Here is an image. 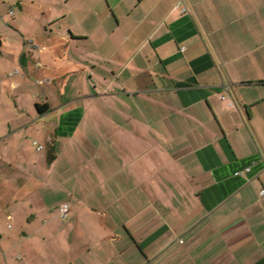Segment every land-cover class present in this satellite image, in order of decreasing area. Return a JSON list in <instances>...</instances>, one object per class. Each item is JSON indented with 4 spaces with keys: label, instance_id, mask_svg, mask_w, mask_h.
Returning a JSON list of instances; mask_svg holds the SVG:
<instances>
[{
    "label": "crops",
    "instance_id": "crops-1",
    "mask_svg": "<svg viewBox=\"0 0 264 264\" xmlns=\"http://www.w3.org/2000/svg\"><path fill=\"white\" fill-rule=\"evenodd\" d=\"M260 153L264 0H0V264H264Z\"/></svg>",
    "mask_w": 264,
    "mask_h": 264
},
{
    "label": "built area",
    "instance_id": "built-area-1",
    "mask_svg": "<svg viewBox=\"0 0 264 264\" xmlns=\"http://www.w3.org/2000/svg\"><path fill=\"white\" fill-rule=\"evenodd\" d=\"M183 11L184 12H189V11H191V7H190V5L189 4H186L184 7H183ZM12 13H13V11H12ZM28 43L29 44H33V46H35V47H39V45L37 44V43H35L34 41H33V39H28ZM222 98L223 99H227V96H222ZM233 103V102H232ZM234 104V103H233ZM35 144H36V142H35ZM43 146H38V149H41ZM260 157H261V160L263 161V163H264V153H260ZM247 171H249L250 170V168H247L246 169ZM237 174H243V171H239V172H237ZM261 194L262 195H264V188L261 190ZM60 212H61V215L63 216V217H66L67 215H68V213L70 212V205L68 204V203H64V204H62L61 206H60Z\"/></svg>",
    "mask_w": 264,
    "mask_h": 264
},
{
    "label": "rangeland",
    "instance_id": "rangeland-1",
    "mask_svg": "<svg viewBox=\"0 0 264 264\" xmlns=\"http://www.w3.org/2000/svg\"><path fill=\"white\" fill-rule=\"evenodd\" d=\"M10 39H12V37H10ZM13 40H14V38H13Z\"/></svg>",
    "mask_w": 264,
    "mask_h": 264
}]
</instances>
